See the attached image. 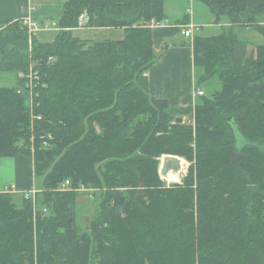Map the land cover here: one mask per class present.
<instances>
[{
    "label": "trees",
    "instance_id": "trees-1",
    "mask_svg": "<svg viewBox=\"0 0 264 264\" xmlns=\"http://www.w3.org/2000/svg\"><path fill=\"white\" fill-rule=\"evenodd\" d=\"M196 1L229 24L192 41L199 84L221 82L193 108L148 92L160 57L148 24L165 21L164 0H65L55 40L30 48L22 22L0 30V74L16 80L0 87V159L31 160L38 191L35 218L31 200L0 193V264H264V5ZM81 15L124 38H76ZM238 29L262 43L248 52ZM32 62L39 80L27 89L18 74ZM186 116L193 124L175 123ZM167 155L188 163L181 184L159 176ZM80 186L97 204L89 231Z\"/></svg>",
    "mask_w": 264,
    "mask_h": 264
},
{
    "label": "crops",
    "instance_id": "crops-1",
    "mask_svg": "<svg viewBox=\"0 0 264 264\" xmlns=\"http://www.w3.org/2000/svg\"><path fill=\"white\" fill-rule=\"evenodd\" d=\"M64 2L65 0H0V28L29 18L40 28L35 35L37 41L43 44L52 43L58 31L50 24L58 23ZM186 2L187 0H164L165 22L171 21V14L183 11L187 23L176 22L151 29L153 49L160 57L145 73L149 95L155 99L166 100L170 107L178 109L193 108L199 99L196 90H203L202 84L198 82L197 69L193 65L191 44L195 36L184 38L181 35V27L191 24L190 16L186 14L189 9L188 2L185 9ZM246 2L250 7L264 5V0ZM197 7L205 11L200 5L194 6L193 19ZM83 29H86L91 37L85 41H119L124 38L122 29L89 27ZM77 31L80 30H73V33ZM11 158V161L0 162V188L14 186L17 192L11 195L18 198L19 205L23 201L22 192L29 191L35 186L33 163L20 154Z\"/></svg>",
    "mask_w": 264,
    "mask_h": 264
},
{
    "label": "rangeland",
    "instance_id": "rangeland-1",
    "mask_svg": "<svg viewBox=\"0 0 264 264\" xmlns=\"http://www.w3.org/2000/svg\"><path fill=\"white\" fill-rule=\"evenodd\" d=\"M186 1V0H185ZM188 2V8L191 9V16H190V21L191 25L196 27V30L193 31V35L195 37H200V38H208V37H213L221 34L223 27H225L227 24H229V20L226 16H221L218 20V22H215V19L211 15L208 7L201 1H196V0H187ZM187 2H186V7L187 8ZM200 5L204 8L205 11L201 10V8L197 7V10L195 11V17L193 19V8L194 6ZM208 10V11H207ZM181 13V14H180ZM165 14V13H164ZM184 12H175L170 15L171 21L165 22L167 24H173L178 22L179 24H186L187 21L184 19ZM166 18V15H165ZM262 21H264V16H262ZM183 26V25H182ZM203 27V28H202ZM4 28L1 27L0 30H3ZM83 29V28H82ZM79 29L80 31L74 32L73 36L80 40H90L91 37L87 33L86 29ZM237 37L242 40L246 41L247 43L250 44L248 47V52L251 51L253 48L256 46L260 45L263 41L262 36L256 32L253 29H238L235 31ZM182 38V37H181ZM183 39V38H182ZM159 55V54H157ZM197 74L199 75L198 78H200L203 74V70L201 68H197ZM16 84V80L13 77L12 74H0V87H13ZM203 86L204 93L206 97H210L212 94H214L216 91H219L221 89V82L217 76H212L204 81L201 82ZM200 100V99H199ZM183 123H191L190 117L186 116L183 117ZM182 162H180L178 168L181 169L179 175H178V180L175 182H169L166 178H161L163 182L166 183V185H171V184H181L183 178L185 177L187 173V168H188V163L187 161L182 158ZM164 158L160 160L161 161ZM11 161L12 158H2L0 159L1 161ZM186 166V167H185ZM160 167V166H159ZM161 168V167H160ZM179 171V170H178ZM5 185V184H2ZM3 189V186L0 188V191ZM3 191V190H2ZM96 193L94 196L99 194V191H95ZM1 193V192H0ZM15 204H18V198L15 196L12 197ZM95 198V197H94ZM75 210L79 215L78 219V226L80 229L83 231L86 229L89 231V223L93 221V219L97 216V204L94 203L90 198H87L85 195H82L78 197L77 204L75 206Z\"/></svg>",
    "mask_w": 264,
    "mask_h": 264
},
{
    "label": "built area",
    "instance_id": "built-area-1",
    "mask_svg": "<svg viewBox=\"0 0 264 264\" xmlns=\"http://www.w3.org/2000/svg\"><path fill=\"white\" fill-rule=\"evenodd\" d=\"M190 1L191 0H189V2ZM186 14H187V16H191V9L190 8L187 9ZM86 22H87L86 16L85 15H81L79 17V19H78V24H77L76 29L85 28ZM22 23L27 28L28 44H29V48H30L32 40H33V38L35 37L36 33L39 31L40 28H39L37 23L33 22L29 18L23 20ZM163 25H165L164 22L158 23V22L151 21L148 24V27L150 29H153L155 27L163 26ZM50 26L52 28H54L56 31L60 32V28L58 27V25L55 22H51ZM45 27H47V26H45ZM194 30H196V27L192 26L191 24L184 25L183 27H181V35L184 36V38H192ZM49 62H53V59L49 58ZM36 65H37L36 62H32V64L29 67V71H28L27 74H23V73H19L18 74V76L20 78H25V80L27 82V84L25 86H26L27 89L32 87V81L33 80H36V81L39 80L38 72L35 70V66ZM196 95H197V97L204 96L205 95L204 90L197 89L196 90ZM37 119H40V118L37 117ZM48 140H51V138L48 137ZM43 147L44 148L48 147V144H47L46 141L43 142ZM32 151H33V148H32ZM68 186H69V181H65L63 183V185H62V189L66 188ZM93 191L94 190H92L91 188H88V187H85V186H80L77 189L78 193H80L82 195H85L87 198H91L92 197ZM16 192H17V190H16V188L14 186L5 187V188H3V191H2L3 194H14ZM37 193H38V191H37L35 186L33 188H31L29 191L22 192L23 199L31 200V202H32L34 218H35V216L37 214L36 213V197H37ZM43 212L45 213L46 210H43Z\"/></svg>",
    "mask_w": 264,
    "mask_h": 264
},
{
    "label": "water",
    "instance_id": "water-1",
    "mask_svg": "<svg viewBox=\"0 0 264 264\" xmlns=\"http://www.w3.org/2000/svg\"><path fill=\"white\" fill-rule=\"evenodd\" d=\"M176 124H182L183 119L182 118H176L175 120ZM180 160L176 156H164V159L161 162V168L159 169V176L161 178L165 177L166 173L169 170L175 169L179 166Z\"/></svg>",
    "mask_w": 264,
    "mask_h": 264
},
{
    "label": "bare ground",
    "instance_id": "bare-ground-1",
    "mask_svg": "<svg viewBox=\"0 0 264 264\" xmlns=\"http://www.w3.org/2000/svg\"><path fill=\"white\" fill-rule=\"evenodd\" d=\"M178 170H179V171H178ZM180 171H181V169L178 168V167L175 168V169L169 170V171L166 173V175H165L164 178L167 177V180H168L169 182H175V181L178 180V175H179ZM1 193H2V192H1ZM36 212H37V209H36Z\"/></svg>",
    "mask_w": 264,
    "mask_h": 264
}]
</instances>
